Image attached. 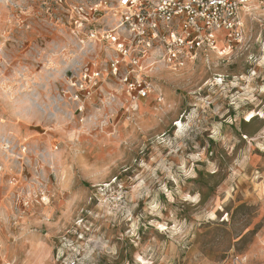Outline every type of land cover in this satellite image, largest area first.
Listing matches in <instances>:
<instances>
[{
    "label": "rangeland",
    "instance_id": "374dc122",
    "mask_svg": "<svg viewBox=\"0 0 264 264\" xmlns=\"http://www.w3.org/2000/svg\"><path fill=\"white\" fill-rule=\"evenodd\" d=\"M60 12L0 0V264H264V10L138 101Z\"/></svg>",
    "mask_w": 264,
    "mask_h": 264
},
{
    "label": "built area",
    "instance_id": "2783aa9c",
    "mask_svg": "<svg viewBox=\"0 0 264 264\" xmlns=\"http://www.w3.org/2000/svg\"><path fill=\"white\" fill-rule=\"evenodd\" d=\"M55 4L66 18L59 23L61 30L80 51L93 54L95 46L108 48L112 57L108 73L119 74L133 101L151 93L144 72L152 57L176 71L203 53H219L220 44L231 50L244 40L250 10H264V0H55Z\"/></svg>",
    "mask_w": 264,
    "mask_h": 264
}]
</instances>
